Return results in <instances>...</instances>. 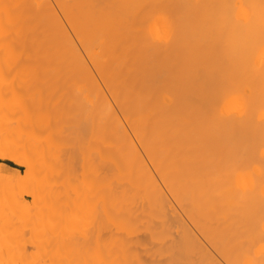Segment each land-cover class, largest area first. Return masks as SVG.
Wrapping results in <instances>:
<instances>
[{
	"label": "bare ground",
	"instance_id": "obj_1",
	"mask_svg": "<svg viewBox=\"0 0 264 264\" xmlns=\"http://www.w3.org/2000/svg\"><path fill=\"white\" fill-rule=\"evenodd\" d=\"M34 1L63 30L64 110L11 102L0 159L46 182L55 224L96 226L98 264H264L240 237L264 235V0Z\"/></svg>",
	"mask_w": 264,
	"mask_h": 264
},
{
	"label": "rangeland",
	"instance_id": "obj_2",
	"mask_svg": "<svg viewBox=\"0 0 264 264\" xmlns=\"http://www.w3.org/2000/svg\"><path fill=\"white\" fill-rule=\"evenodd\" d=\"M19 3H6L4 16L12 18L13 35L4 39L0 32V66L22 65L25 69L19 82L0 81L1 149L15 144L5 129L7 106L15 99L22 102V113L29 121L41 124L60 118L65 102L62 27L51 24L52 15L41 12L34 0H27L24 13L19 12ZM0 164V264H98L97 227L89 230L86 224L73 225L69 230L64 221L56 225V209L44 193L46 182L38 175L24 179L25 168L10 160L0 159ZM240 237L246 247L258 245L264 252V235Z\"/></svg>",
	"mask_w": 264,
	"mask_h": 264
},
{
	"label": "trees",
	"instance_id": "obj_3",
	"mask_svg": "<svg viewBox=\"0 0 264 264\" xmlns=\"http://www.w3.org/2000/svg\"><path fill=\"white\" fill-rule=\"evenodd\" d=\"M10 165H13V164H11L10 162H8Z\"/></svg>",
	"mask_w": 264,
	"mask_h": 264
}]
</instances>
